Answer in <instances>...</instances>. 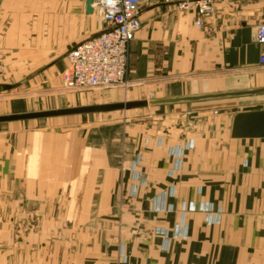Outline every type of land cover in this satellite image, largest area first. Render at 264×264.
<instances>
[{
	"label": "crops",
	"instance_id": "crops-1",
	"mask_svg": "<svg viewBox=\"0 0 264 264\" xmlns=\"http://www.w3.org/2000/svg\"><path fill=\"white\" fill-rule=\"evenodd\" d=\"M87 2L2 0L0 52L34 58L44 66L38 81L62 87L67 52L104 27L97 5L89 12ZM139 16L142 26L129 45V85L118 96L264 87L262 48L255 41L264 0H217L215 14L201 18L202 25L195 10L159 0H143ZM262 97L192 104L241 99L228 104L246 105ZM15 103L4 99L0 107L23 110ZM192 104L155 107L185 105L189 112ZM164 111L152 124L108 128L82 117L68 128L0 131V183L6 187L0 200L14 206L36 199L44 211V202L65 201L70 215L90 220L54 228L64 236L53 240V260L264 264V106L206 113L191 122L186 114Z\"/></svg>",
	"mask_w": 264,
	"mask_h": 264
},
{
	"label": "rangeland",
	"instance_id": "rangeland-1",
	"mask_svg": "<svg viewBox=\"0 0 264 264\" xmlns=\"http://www.w3.org/2000/svg\"><path fill=\"white\" fill-rule=\"evenodd\" d=\"M33 60L34 58L29 57L6 56L0 52V102L4 99L7 101L12 100L16 102L15 107L17 105L19 109H23L17 112H6L0 107V115L130 101L117 95V92L123 87L127 88L129 83L127 86L113 85L70 89L65 87L64 83L61 87L38 81L41 77L40 71L44 66H36ZM5 86H8V88H5ZM149 98L151 97H145V99ZM240 101L241 99L193 103L189 112L185 109V105L166 107L168 109L148 106L84 113L83 115L73 114L11 121L0 123V131H13L19 135L21 131L41 127L50 129L68 128L73 124L76 125V121L82 117L84 121L96 124L95 126L105 125L108 128L115 127L119 122L126 126H132L140 121L152 124L153 118L165 114L164 110L167 113L186 114L191 122L197 120V116L202 118L201 115L206 113L228 111L229 108L264 106V97H262V101L253 104H228V102ZM16 187L12 186L13 189ZM5 188L0 183L1 191ZM0 194H3L0 195L3 197L5 193ZM0 201V264H74L75 259L74 262L68 261V258L66 260L63 258L53 260L51 255L55 250L53 240L57 239L58 236H64V234L58 232L59 229L56 232L54 228L58 226L79 227L83 224H90L91 222L87 217L70 215L69 206L65 201H54L53 204L52 202H44V204H47L46 211L41 209L40 201L36 199H23L16 205H12L13 207L9 203L5 205L2 200ZM43 248L48 252L50 250V255H44ZM32 252L35 253V258L30 256L31 258L28 259L27 254Z\"/></svg>",
	"mask_w": 264,
	"mask_h": 264
},
{
	"label": "built area",
	"instance_id": "built-area-1",
	"mask_svg": "<svg viewBox=\"0 0 264 264\" xmlns=\"http://www.w3.org/2000/svg\"><path fill=\"white\" fill-rule=\"evenodd\" d=\"M174 3L184 11L195 10L201 18L216 12V0H159ZM143 0H97L104 24L98 36L73 46L66 55L67 67L63 70L64 86L70 89H87L98 86L128 85L127 71L129 45L141 28L139 7ZM255 41L261 46L259 63L264 67V23L258 24ZM1 77V74H0Z\"/></svg>",
	"mask_w": 264,
	"mask_h": 264
},
{
	"label": "water",
	"instance_id": "water-1",
	"mask_svg": "<svg viewBox=\"0 0 264 264\" xmlns=\"http://www.w3.org/2000/svg\"><path fill=\"white\" fill-rule=\"evenodd\" d=\"M93 3H94L93 0H88L87 2L89 12L93 10ZM100 33L96 34L95 36H98ZM5 88H8V86H5ZM252 95H264V87H254V88H247L240 90L193 94V95H184V96H175V97L150 98V99H141V100L122 101V102L101 103V104H92V105H84V106L61 108V109L6 114V115H0V123L19 121V120L47 118L54 116L73 115V114L124 110L129 108L148 107V106L173 104V103H186L187 107L190 108L192 102H196V101L223 99V98H236V97H244V96H252Z\"/></svg>",
	"mask_w": 264,
	"mask_h": 264
}]
</instances>
